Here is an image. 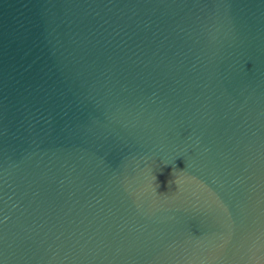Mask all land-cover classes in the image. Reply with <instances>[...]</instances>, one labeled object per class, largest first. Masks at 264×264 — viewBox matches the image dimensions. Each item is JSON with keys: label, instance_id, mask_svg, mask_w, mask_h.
<instances>
[{"label": "water", "instance_id": "water-1", "mask_svg": "<svg viewBox=\"0 0 264 264\" xmlns=\"http://www.w3.org/2000/svg\"><path fill=\"white\" fill-rule=\"evenodd\" d=\"M0 264H264V0H0Z\"/></svg>", "mask_w": 264, "mask_h": 264}]
</instances>
